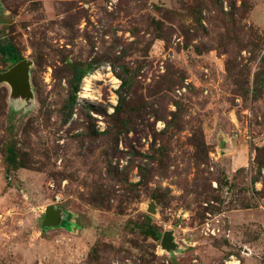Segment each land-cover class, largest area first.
<instances>
[{
	"label": "rangeland",
	"instance_id": "obj_1",
	"mask_svg": "<svg viewBox=\"0 0 264 264\" xmlns=\"http://www.w3.org/2000/svg\"><path fill=\"white\" fill-rule=\"evenodd\" d=\"M12 54L0 264H264V0H0Z\"/></svg>",
	"mask_w": 264,
	"mask_h": 264
},
{
	"label": "water",
	"instance_id": "obj_2",
	"mask_svg": "<svg viewBox=\"0 0 264 264\" xmlns=\"http://www.w3.org/2000/svg\"><path fill=\"white\" fill-rule=\"evenodd\" d=\"M0 80L8 82L22 96H30V85L28 81V67L25 61L16 63L7 72L0 74ZM149 212H153L152 205L148 208ZM64 215L61 209L56 207H48L45 209L43 216V227L52 226L55 224L63 225ZM173 244L171 233L162 235V245L170 247Z\"/></svg>",
	"mask_w": 264,
	"mask_h": 264
},
{
	"label": "bare ground",
	"instance_id": "obj_3",
	"mask_svg": "<svg viewBox=\"0 0 264 264\" xmlns=\"http://www.w3.org/2000/svg\"><path fill=\"white\" fill-rule=\"evenodd\" d=\"M81 87H82V88H81L80 96H81V98H85V97H87L88 92H89L90 87H91V85H90V81H89L88 78H86V79L83 81V84H82Z\"/></svg>",
	"mask_w": 264,
	"mask_h": 264
},
{
	"label": "trees",
	"instance_id": "obj_4",
	"mask_svg": "<svg viewBox=\"0 0 264 264\" xmlns=\"http://www.w3.org/2000/svg\"><path fill=\"white\" fill-rule=\"evenodd\" d=\"M10 61H11V63L14 65V64H16L19 60L17 59V57H16L14 54H12V55L10 56ZM72 100H74V97H72Z\"/></svg>",
	"mask_w": 264,
	"mask_h": 264
}]
</instances>
